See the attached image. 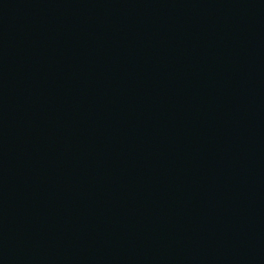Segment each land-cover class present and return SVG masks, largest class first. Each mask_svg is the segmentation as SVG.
Here are the masks:
<instances>
[{
    "label": "water",
    "instance_id": "1",
    "mask_svg": "<svg viewBox=\"0 0 264 264\" xmlns=\"http://www.w3.org/2000/svg\"><path fill=\"white\" fill-rule=\"evenodd\" d=\"M0 264H264V0H0Z\"/></svg>",
    "mask_w": 264,
    "mask_h": 264
}]
</instances>
